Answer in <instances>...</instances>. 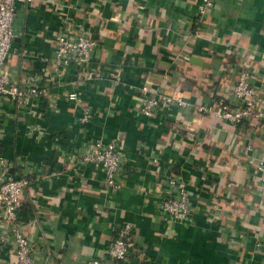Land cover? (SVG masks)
Returning a JSON list of instances; mask_svg holds the SVG:
<instances>
[{
  "label": "crops",
  "instance_id": "0c3cea01",
  "mask_svg": "<svg viewBox=\"0 0 264 264\" xmlns=\"http://www.w3.org/2000/svg\"><path fill=\"white\" fill-rule=\"evenodd\" d=\"M199 3L18 4L20 28L10 61L15 76L31 62L42 66L35 52L52 57L62 12L100 39L91 64L100 75L79 87L93 112L84 127L80 105L67 96L76 89V64L51 86L59 95L56 109L20 119L8 105L1 149L15 163V175L31 180L19 223L36 243L35 264H84L102 257L126 222L135 227L142 255L109 258L106 264H264V194L250 161L264 156V129L257 122L232 125L195 110L196 104L230 97L243 64L264 91V0H216L204 17ZM143 84L181 94L188 105L162 107L146 117L134 89ZM32 123L40 130L30 134L25 130ZM117 136L127 164L123 188L110 192L104 169L79 162L74 154L89 140ZM171 171L189 187L194 211L187 224L168 221L161 209ZM5 242L0 264L14 257Z\"/></svg>",
  "mask_w": 264,
  "mask_h": 264
},
{
  "label": "built area",
  "instance_id": "2783aa9c",
  "mask_svg": "<svg viewBox=\"0 0 264 264\" xmlns=\"http://www.w3.org/2000/svg\"><path fill=\"white\" fill-rule=\"evenodd\" d=\"M216 0H200L198 9L204 17L213 8ZM35 0H0V243H10L14 257L9 264H35L34 249L36 246L19 223V211L22 208L24 192L31 180L26 176L14 173L15 163L1 149L5 136L4 124L7 118L8 105H12L20 119L27 116H44L47 110H54L58 105V94L51 86L62 80L68 73L71 64L78 66L75 77L76 89L67 96L76 101L81 108L80 123L84 127L93 117L91 107L81 98L80 86H87L98 78L91 66L99 47L100 39L86 25L76 24L75 17L62 12L63 23L56 34L55 51L52 57L34 53V58L41 60L42 66L34 70V62L29 69L23 67L21 74L15 76L10 69L11 54L15 39L19 35L17 24L18 4L32 5ZM24 60L28 58L23 57ZM32 60V59H31ZM29 62V61H28ZM34 64V65H33ZM36 69V68H35ZM252 70L243 64L235 82L232 84L231 96H221L214 103H200L195 110L201 113L211 112L219 120L232 125L245 122H257L264 129V91L252 82ZM118 77L115 84H120ZM131 88H134L131 86ZM136 90L137 106L141 114L153 117L162 107H185L188 101L173 91H158L151 85L143 84ZM40 130L35 124L27 126V133ZM120 137L110 141L103 137L89 140L74 157L82 163H94L101 166L106 173V186L110 192L123 188L121 176L124 174L127 159L123 154ZM80 155V156H79ZM255 166L264 194V156L250 158ZM168 194L160 201L161 209L170 222L189 223L193 219V205L186 180L174 171L167 175ZM131 254L141 256L142 249L136 237L135 227L126 222L119 228L117 236L107 246L102 257L92 258L84 264H106L107 259L121 261Z\"/></svg>",
  "mask_w": 264,
  "mask_h": 264
},
{
  "label": "trees",
  "instance_id": "16d2710c",
  "mask_svg": "<svg viewBox=\"0 0 264 264\" xmlns=\"http://www.w3.org/2000/svg\"><path fill=\"white\" fill-rule=\"evenodd\" d=\"M35 66H36V65H35ZM38 66L40 67V65H38ZM36 68L38 69V67H37V66H36ZM215 96H217V95H215ZM219 97H220V96H218V97H216V98L218 99ZM216 98H215V99H216ZM27 177H28V176H27Z\"/></svg>",
  "mask_w": 264,
  "mask_h": 264
}]
</instances>
